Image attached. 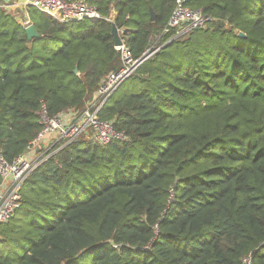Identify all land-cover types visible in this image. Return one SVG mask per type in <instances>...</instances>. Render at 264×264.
<instances>
[{
	"label": "trees",
	"instance_id": "1",
	"mask_svg": "<svg viewBox=\"0 0 264 264\" xmlns=\"http://www.w3.org/2000/svg\"><path fill=\"white\" fill-rule=\"evenodd\" d=\"M86 1L100 19L27 7L33 38L0 8V149L26 153L43 105L87 110L122 66L114 26L134 59L151 50L99 111L127 138L52 146L0 264H264V0H186L209 20L183 34L165 31L176 0Z\"/></svg>",
	"mask_w": 264,
	"mask_h": 264
},
{
	"label": "built area",
	"instance_id": "2",
	"mask_svg": "<svg viewBox=\"0 0 264 264\" xmlns=\"http://www.w3.org/2000/svg\"><path fill=\"white\" fill-rule=\"evenodd\" d=\"M12 5L22 8L35 7L59 22L102 17L100 12L86 0H2L0 2V7L5 9H10ZM208 20L203 10L187 6L186 0H176L165 31L178 29L179 34L188 33L204 26ZM30 24L32 23L29 17L23 20L24 28ZM123 31L121 30L120 33ZM121 41L122 44L116 45V48L121 52L122 66L109 73L101 82L95 99L90 102L82 115L73 111H63L50 116L46 106L43 105L38 112L42 129L26 153L9 162L0 149V176L3 179L2 187L5 188L0 193V224L8 221L20 207V191L25 180L35 168L57 151H50L52 146L58 142L67 145L89 131H92V139L101 144H107L113 139L127 138L124 133L115 130L112 122L101 120L99 117V111L104 108L109 98L143 62V59H134L125 41L123 39ZM39 149L41 151H38ZM245 263L252 264L251 259H245Z\"/></svg>",
	"mask_w": 264,
	"mask_h": 264
},
{
	"label": "water",
	"instance_id": "3",
	"mask_svg": "<svg viewBox=\"0 0 264 264\" xmlns=\"http://www.w3.org/2000/svg\"><path fill=\"white\" fill-rule=\"evenodd\" d=\"M150 13H151V20H155V12L154 10L151 8L150 9ZM25 31H26V34L29 38H33V37H38L39 34L38 32L36 31L35 29V26L33 24H30L28 27L25 28ZM113 35H114V39H115V45H120L122 44V41L120 39V36H119V32H118V28L116 26L113 27V31H112ZM244 34L243 33H240V36H243ZM168 43V42H167ZM151 55V50H148L144 56H143V61L145 59H147L149 56ZM75 72L77 73L78 70L76 69Z\"/></svg>",
	"mask_w": 264,
	"mask_h": 264
},
{
	"label": "rangeland",
	"instance_id": "4",
	"mask_svg": "<svg viewBox=\"0 0 264 264\" xmlns=\"http://www.w3.org/2000/svg\"><path fill=\"white\" fill-rule=\"evenodd\" d=\"M11 7L10 9H6L7 12H9L11 15H14L18 20H20L23 17V10L19 8L18 6ZM115 93V92H114ZM45 148H43L42 151H44ZM52 150V149H51ZM38 151H41L40 149ZM0 252L1 253H8L9 252V247L8 246H3L0 245Z\"/></svg>",
	"mask_w": 264,
	"mask_h": 264
},
{
	"label": "crops",
	"instance_id": "5",
	"mask_svg": "<svg viewBox=\"0 0 264 264\" xmlns=\"http://www.w3.org/2000/svg\"><path fill=\"white\" fill-rule=\"evenodd\" d=\"M2 0H0V2H1ZM0 8H2V9H4V10H6L5 8H3V7H0ZM19 8H21L22 10H23V17L20 19V22H22V24H23V20L25 19V18H27V17H29V15H28V12H27V8H22V6H19ZM14 16V15H13ZM16 18V17H15ZM29 19H30V17H29ZM3 190H5V188L4 187H1V189H0V193L3 191Z\"/></svg>",
	"mask_w": 264,
	"mask_h": 264
}]
</instances>
